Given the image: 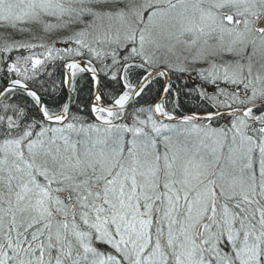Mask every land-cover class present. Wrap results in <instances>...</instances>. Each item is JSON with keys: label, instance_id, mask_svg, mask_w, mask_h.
<instances>
[{"label": "snow or ice", "instance_id": "1", "mask_svg": "<svg viewBox=\"0 0 264 264\" xmlns=\"http://www.w3.org/2000/svg\"><path fill=\"white\" fill-rule=\"evenodd\" d=\"M0 264H264V0H0Z\"/></svg>", "mask_w": 264, "mask_h": 264}]
</instances>
